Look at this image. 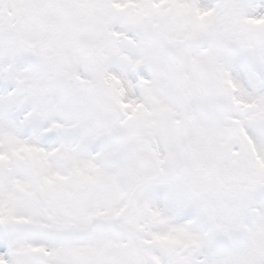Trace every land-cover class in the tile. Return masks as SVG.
Returning a JSON list of instances; mask_svg holds the SVG:
<instances>
[{
	"label": "snow or ice",
	"instance_id": "6c2138e0",
	"mask_svg": "<svg viewBox=\"0 0 264 264\" xmlns=\"http://www.w3.org/2000/svg\"><path fill=\"white\" fill-rule=\"evenodd\" d=\"M0 264H264V0H0Z\"/></svg>",
	"mask_w": 264,
	"mask_h": 264
}]
</instances>
